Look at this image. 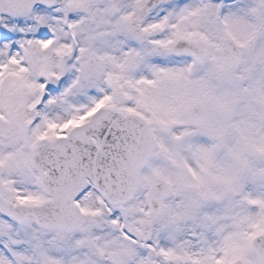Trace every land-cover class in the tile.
I'll return each mask as SVG.
<instances>
[{"label": "snow or ice", "instance_id": "obj_1", "mask_svg": "<svg viewBox=\"0 0 264 264\" xmlns=\"http://www.w3.org/2000/svg\"><path fill=\"white\" fill-rule=\"evenodd\" d=\"M0 264H264V0H0Z\"/></svg>", "mask_w": 264, "mask_h": 264}]
</instances>
